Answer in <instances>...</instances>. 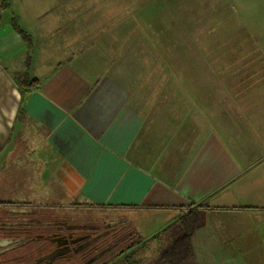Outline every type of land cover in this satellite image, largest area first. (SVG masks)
<instances>
[{
	"label": "crops",
	"instance_id": "crops-1",
	"mask_svg": "<svg viewBox=\"0 0 264 264\" xmlns=\"http://www.w3.org/2000/svg\"><path fill=\"white\" fill-rule=\"evenodd\" d=\"M143 8L0 0V188L23 186L33 157L42 190L0 204L80 200L139 238L193 211L191 264H264V30L248 20L230 37L229 67L168 68L155 29L167 23ZM20 76L37 88L20 93Z\"/></svg>",
	"mask_w": 264,
	"mask_h": 264
},
{
	"label": "rangeland",
	"instance_id": "rangeland-1",
	"mask_svg": "<svg viewBox=\"0 0 264 264\" xmlns=\"http://www.w3.org/2000/svg\"><path fill=\"white\" fill-rule=\"evenodd\" d=\"M141 1L144 8L152 2V0ZM153 2L154 7L157 8L154 18L167 23L155 28L157 35L169 37V41L159 44L158 60L163 67L198 66L200 62L201 65L208 67L219 64L229 67L232 62L230 52L236 46V41L233 43L230 37L246 36L248 20L257 22L260 27L255 29L259 32L264 30V9H262L264 0H153ZM200 52L203 56H205L204 52L207 53L205 60L199 58ZM215 52H219L216 58H214ZM24 158L25 162H28L29 158L25 156ZM31 159L30 177H27V171H23V178L27 177L28 181L23 186L16 183L14 188H0V191H5L0 193L2 202L41 195V187L35 183L38 174L35 170L36 162L33 157ZM33 202L42 207L32 208L38 213H45L48 218H64L68 222H96L101 225L123 217L122 213L115 214L110 209L96 207L80 200L67 201L65 198L57 197L56 200L50 201L45 198L38 201L34 199ZM7 209L4 204H0V215L12 216L11 213L6 212ZM118 227L121 229V234L125 235L124 240L107 257L114 258L128 244L131 249L128 248L129 251L127 248L124 249L114 264H125L124 261L127 259H132L135 264H154L159 251L169 246L181 232V227L176 224L164 235L157 237L154 230L150 229L147 233H142L139 238L130 231L128 225L122 223ZM183 264H191L190 259Z\"/></svg>",
	"mask_w": 264,
	"mask_h": 264
},
{
	"label": "flooded vegetation",
	"instance_id": "flooded-vegetation-1",
	"mask_svg": "<svg viewBox=\"0 0 264 264\" xmlns=\"http://www.w3.org/2000/svg\"><path fill=\"white\" fill-rule=\"evenodd\" d=\"M121 224L116 219L101 225L68 222L37 210L0 215V264H114L131 247L128 244L114 258L107 257L124 240ZM75 225L88 227H71ZM50 255L54 259L47 261Z\"/></svg>",
	"mask_w": 264,
	"mask_h": 264
},
{
	"label": "trees",
	"instance_id": "trees-1",
	"mask_svg": "<svg viewBox=\"0 0 264 264\" xmlns=\"http://www.w3.org/2000/svg\"><path fill=\"white\" fill-rule=\"evenodd\" d=\"M17 30L22 34L24 40H28L27 34L22 32L19 28ZM16 80L17 87L20 93L24 91H29L37 88L38 80L29 79L27 76H20L14 78ZM23 112L18 111V116H21ZM197 212L189 211L186 215L180 219V234L171 242V244L163 249H161L155 258L154 264H183L191 257L192 244L190 242L192 235L194 233V228L198 225ZM125 264H135L132 259H127L124 261Z\"/></svg>",
	"mask_w": 264,
	"mask_h": 264
},
{
	"label": "water",
	"instance_id": "water-1",
	"mask_svg": "<svg viewBox=\"0 0 264 264\" xmlns=\"http://www.w3.org/2000/svg\"><path fill=\"white\" fill-rule=\"evenodd\" d=\"M11 211H13V212H17V213H23V212H26L25 210H23V209H21V208H13V209H11ZM111 224H113V223H109V224H107V225H111ZM106 225V226H107ZM71 227H74V228H86V227H88V226H84V225H75V226H71ZM52 259H54V256L53 255H50V256H48V259H47V261H50V260H52Z\"/></svg>",
	"mask_w": 264,
	"mask_h": 264
}]
</instances>
